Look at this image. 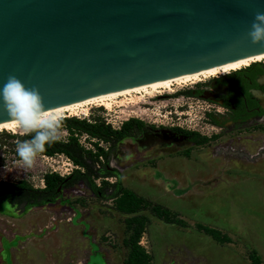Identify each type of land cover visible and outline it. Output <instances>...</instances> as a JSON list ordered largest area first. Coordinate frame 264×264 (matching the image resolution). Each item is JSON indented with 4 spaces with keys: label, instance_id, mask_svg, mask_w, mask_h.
<instances>
[{
    "label": "rangeland",
    "instance_id": "374dc122",
    "mask_svg": "<svg viewBox=\"0 0 264 264\" xmlns=\"http://www.w3.org/2000/svg\"><path fill=\"white\" fill-rule=\"evenodd\" d=\"M223 76L68 113L113 129L130 118L143 122L105 140L62 124L59 140L76 138L82 165L39 153L26 168L16 153L23 129L0 132V182L43 188L47 173L66 179L52 199L32 200L17 188L0 195V264H127L134 217L144 221L139 242L152 264H252L253 252L264 264V120L231 116ZM126 192L146 203L118 210ZM200 226L219 230V239Z\"/></svg>",
    "mask_w": 264,
    "mask_h": 264
},
{
    "label": "water",
    "instance_id": "95a60500",
    "mask_svg": "<svg viewBox=\"0 0 264 264\" xmlns=\"http://www.w3.org/2000/svg\"><path fill=\"white\" fill-rule=\"evenodd\" d=\"M264 0H0V88L45 109L103 101L264 53L247 33ZM16 124L0 98V128Z\"/></svg>",
    "mask_w": 264,
    "mask_h": 264
},
{
    "label": "trees",
    "instance_id": "16d2710c",
    "mask_svg": "<svg viewBox=\"0 0 264 264\" xmlns=\"http://www.w3.org/2000/svg\"><path fill=\"white\" fill-rule=\"evenodd\" d=\"M264 63L257 61L253 62L249 66L245 68H241L231 73L225 75H236L242 74L244 77V81L248 84L252 77V69L254 66L263 65ZM229 86H233V84L228 83ZM63 125H65L69 130H73L74 127H81L91 133L92 135L107 139L108 137L121 138L126 134L131 133L132 131H137L143 124V122L136 118H130L129 120L123 122L122 126L119 129H113L109 123H106L103 119H95L93 122H88L86 119H80L76 116H65L63 117ZM181 130L180 128H177ZM7 130L2 132V135H9L14 137L15 134H11L10 132H6ZM184 133L186 131L182 130ZM34 133H24L21 135V138L24 140L31 139ZM76 143V138L74 136H70L68 141L57 140L51 144L46 145L45 151L40 153L46 156H54L55 154H65L69 159H71L76 165H82V160L80 155L78 154L76 148H74V144ZM44 184L43 188H33L25 183L14 184L8 182H0L1 192L0 195L5 192H10L12 189L17 188L21 191H28L33 195L32 200H35L36 197H43L44 199H52L58 192V188L65 182V177L60 175L57 172H50L44 175ZM146 203V200L140 196H137L134 193L126 192L124 193L118 200V210L124 213H133L135 212L140 205ZM155 211L159 213V215L168 214L167 209H163L160 206H155ZM166 219V218H165ZM179 221L180 220H176ZM133 228V232L128 236L125 241V245L129 248V256L127 260V264H152V259L150 254L141 246L139 239L141 234L144 232V221L135 220L131 218L129 220L126 231ZM201 229L205 230L207 233L211 234L214 238L219 239V235L221 234L219 230L200 226ZM224 241H229L227 236H223ZM252 264H262L261 258L258 256L256 252L251 254Z\"/></svg>",
    "mask_w": 264,
    "mask_h": 264
},
{
    "label": "clouds",
    "instance_id": "9594fccd",
    "mask_svg": "<svg viewBox=\"0 0 264 264\" xmlns=\"http://www.w3.org/2000/svg\"><path fill=\"white\" fill-rule=\"evenodd\" d=\"M253 44L264 46V12L257 11L247 33ZM208 90H211L210 88ZM0 98L9 117L24 133H34L31 139L17 143L16 153L23 166L31 168L46 145L60 139L63 116L45 109L38 88H28L15 75H9L0 88Z\"/></svg>",
    "mask_w": 264,
    "mask_h": 264
},
{
    "label": "flooded vegetation",
    "instance_id": "af4514ba",
    "mask_svg": "<svg viewBox=\"0 0 264 264\" xmlns=\"http://www.w3.org/2000/svg\"><path fill=\"white\" fill-rule=\"evenodd\" d=\"M227 74H224L222 78L226 92L221 99L230 110L231 116L242 122L249 115L260 116L261 120H264V64L253 67L248 84L244 81L242 74L225 76ZM228 83L233 86H229Z\"/></svg>",
    "mask_w": 264,
    "mask_h": 264
},
{
    "label": "bare ground",
    "instance_id": "6f19581e",
    "mask_svg": "<svg viewBox=\"0 0 264 264\" xmlns=\"http://www.w3.org/2000/svg\"><path fill=\"white\" fill-rule=\"evenodd\" d=\"M263 60H264V53H261V54H258V55H255V56H252V57L237 61L235 63L229 64V65H226V66H223V67H220V68H217V69L205 72V73H202V74L198 75L194 80H177V81H173V82L166 83V84H163V85H159V86H156V87H152V88H149V89H145V90H142V91H138L137 93H141V92H147V93L156 92V93H160V92L164 91V89L168 90V91H173L174 84H187L189 82L195 83V82H198V81H200V80H202L204 78L218 76V75H224V74H227L229 72H232L233 70H238L240 68H244L246 66H249L253 62L263 61ZM233 65H238V66L237 67H232ZM114 99L103 101V102H100L98 104L105 105L106 107H111L112 106V102H113ZM82 107H85V106H82ZM78 108H80V107L67 109V110H62V111H58V112H60L62 114V116L65 117L68 113H71V114L75 113ZM85 110H87V109H85ZM17 129H19V127L16 124H13V125H10V126H6V127H3V128H0V132L5 131V130H7V131H17Z\"/></svg>",
    "mask_w": 264,
    "mask_h": 264
},
{
    "label": "snow or ice",
    "instance_id": "6c2138e0",
    "mask_svg": "<svg viewBox=\"0 0 264 264\" xmlns=\"http://www.w3.org/2000/svg\"><path fill=\"white\" fill-rule=\"evenodd\" d=\"M238 65H233L232 67H237Z\"/></svg>",
    "mask_w": 264,
    "mask_h": 264
}]
</instances>
